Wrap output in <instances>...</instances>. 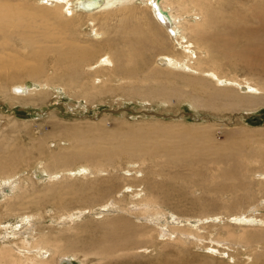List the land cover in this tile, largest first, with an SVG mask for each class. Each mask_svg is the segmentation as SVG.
I'll return each mask as SVG.
<instances>
[{"label":"rangeland","instance_id":"rangeland-1","mask_svg":"<svg viewBox=\"0 0 264 264\" xmlns=\"http://www.w3.org/2000/svg\"><path fill=\"white\" fill-rule=\"evenodd\" d=\"M38 1L24 0L31 5ZM202 1L209 12L206 31L212 33L205 41L209 43L211 39L214 45L220 40L222 49L220 52L210 48L216 58L215 66L212 61L206 62L202 69L207 72L206 69L214 67L223 76L254 84L257 96L247 93L250 96L247 103L237 98L243 90L238 89L236 95L232 88L220 91L205 84L210 81L205 72L183 75L177 69L159 68L155 58L184 55L183 49L179 45L173 48L167 32L158 28L150 10L139 3L119 5L117 11L111 10L108 15L103 11L91 17L76 16L71 32L68 31L69 38L82 49L94 47L95 53L82 67L75 68L74 77L71 69L63 72L64 82L58 83L55 79L47 82L52 80L54 72V62L49 55L44 58L40 74L23 75V67L34 63L33 48L13 49L26 65H0V156L7 160L18 186L0 201V243L6 240L2 236L7 228L14 229L27 221L33 237H28L29 241L44 234L68 245V252L72 253L68 264H161L162 260H167L163 264H168V260L170 264H264V250H261L264 249V179L259 173L264 172V157L250 164L249 168L254 169L250 175L224 180L227 184L240 182L239 188L221 192L209 183L213 172L217 174L219 162L206 163L215 156L210 151L205 152L213 144L234 148V143L248 159L259 156L260 147H264V92L257 88V85L264 87V0ZM186 2L189 6L186 14L183 9L173 8L183 24L181 41L190 42L189 49L203 56L207 43L197 49L186 31L188 22H194L195 18L189 14L193 11L200 14V10L191 0ZM88 20L92 21V28L104 32L99 40L85 37ZM137 20L156 29L155 35L144 41L147 46L141 50L146 65L140 63L139 58L133 61L137 63L135 67L114 58V66L111 63L97 66L101 57L112 54L125 43L119 40L121 28L125 24H136ZM10 38L22 47L17 36ZM248 38L253 42L248 43ZM225 45L230 48L227 50ZM224 50L226 56L222 54ZM8 54L11 56L13 51ZM11 72L21 74V78L15 79L19 83H35V102L11 100L12 96L16 97L13 95L16 92H11L12 86L18 83L13 82ZM70 79L78 84L76 89L65 88ZM82 86L84 90H80ZM1 89L6 90L8 97ZM138 146L148 154H134L127 149ZM75 147L78 153L83 150L85 157L76 159ZM60 152L59 162L53 163L52 156ZM79 169H91L94 174L84 176ZM43 170L60 172L63 176L55 182L38 181L35 173ZM69 170L75 174L69 176ZM3 176L0 173V178ZM146 196L154 198L157 205L145 204L142 198ZM251 207L256 211L247 216L261 220V224L254 222L253 225L263 230L245 231L262 236L259 243L252 241L251 246L259 249V257L248 261L251 247L237 244L230 248L219 246L215 254L207 251V246L217 245L215 241L224 242L229 234L239 235L242 228H238L239 223L233 221L232 216L248 214ZM105 208L111 210L102 216L96 214ZM73 213L74 221L68 222L67 218ZM146 215L149 221L167 225L177 224L179 221L173 218L179 217L186 224L184 230L194 233L192 230L197 229L205 241L188 244L176 236L169 238L155 232L151 229L156 225L148 223ZM213 216L220 219L209 220L214 219ZM198 220L201 223L197 224ZM142 232H146V236ZM128 239L139 240L135 245L139 248L130 250L131 254L124 250L119 252ZM6 241L18 243L20 235H11ZM94 251L107 252V256L102 258L92 254Z\"/></svg>","mask_w":264,"mask_h":264},{"label":"bare ground","instance_id":"bare-ground-1","mask_svg":"<svg viewBox=\"0 0 264 264\" xmlns=\"http://www.w3.org/2000/svg\"><path fill=\"white\" fill-rule=\"evenodd\" d=\"M38 2H39L38 4L31 5L28 2L25 3L24 0H0V65L1 66L8 65V64L9 66L11 64L13 66L14 65L19 66L20 64L21 65L24 64L25 66L26 61L23 58L21 59V57H17V53L14 50H25V49L33 48L32 52L34 54V63L32 66H30L29 64L26 68L23 67L24 68L23 75H26L28 77L29 76L36 77L38 74H40L43 70L44 58H46L49 55L52 57L53 62H54L53 64L54 66L52 65V69L54 70V72L51 76L52 80H47V82H51V81L54 82L55 80H58L57 81L58 83L60 82V80L64 82L62 80L63 72L71 69L72 70V72H70L71 76L74 77L75 68L78 66L82 67L83 64L88 59H90L92 56H94V53H95L94 47H91L90 49L88 47L82 49V47H80L81 46L80 44H78L77 42L69 38L68 31L71 32L70 30L71 24L75 22L76 16L86 14L88 17H91L92 15L98 14L103 11H106V15H108V13H111L110 12L111 10L117 11L119 5H125L127 3H135V4L139 3L141 6H145L150 10L155 23H157L158 25V28L167 32L169 36V40L172 41L173 43V48L174 47L177 48L179 45L183 49L182 51L184 55L183 54L182 55H177V54L162 55L160 56V58H157V59L155 58V63H157V66L159 68L171 69V70L177 69L179 71H182L181 73L183 75H187L185 73H189L190 75L191 74L198 75L199 73H201L202 75V73L205 72L204 75L206 77L208 76L210 81L209 83H207L208 82L207 78L205 79L204 76L203 78L200 75L202 79H205L207 81L205 83L204 82L205 80H203V82L210 86L212 85L214 89L216 87L220 89L221 91V90H229L230 88H232L230 90L234 93L235 92L238 93L237 91L238 89L243 90L241 93H238L240 96L235 93L237 95L238 100L243 103H247L250 100L249 98L250 96L248 94L251 93L252 95H254L253 97L257 96V93L255 92V87L253 86L254 84L249 85V82L246 84L245 82L239 81L237 78H232V77L228 78L226 76H223L214 67H211V69H206L210 72L208 71L206 72L204 69H202V65L206 62L210 63L212 61L211 63H213V65L215 66L216 58L210 52L212 47H214L213 48L214 51L215 49L216 51L222 50L220 48L221 45H220L219 39H218L219 42L217 44L214 42L215 40H213V42L215 43L214 45L216 46L212 45L213 43L212 44L210 43L211 39L209 43L205 41L206 37H211L210 35L212 33L210 34L209 31H206L205 24L208 23L209 12H208V6L204 4L202 0H191V3L195 4L196 8L200 10L198 11V13L200 14H195L196 13L195 11L191 12L190 14L188 13L189 16L193 14L195 18L192 19L194 22L187 21L188 24L186 25V31H188V33L190 34L189 38L193 39L192 42H194V44L195 43L197 44L198 46L197 49L202 48V44L207 43L206 47L203 46L204 50L206 51V54H204L203 56L197 55L196 53L192 52L193 50L191 51V49H189L190 44H191L190 42L189 44H184L182 43L183 41H181L182 39H184L183 35H180L181 32H183L181 30V27L183 26V24L181 23L179 19V15L173 12V8L177 7L179 10L183 9L184 14H186V12H188L189 10V6L186 0H99L96 3L92 2V0H40ZM204 5L207 6L206 9L204 8ZM124 7H129V6H124ZM127 9L132 10L130 9V7ZM198 18L200 19V21L198 20ZM188 19H191V18H188ZM139 21L138 23L133 24L131 26H128L127 24H125V26L121 28L120 33L122 35H120L119 40L120 42H125V43L119 49H116L114 52H112L113 55L107 53L105 56L101 57L96 63V64L99 63V65L97 66L110 65L109 63L113 64L112 66H114V61H113L114 58L117 61H119L120 58L122 60L127 61V64L125 63L127 66L134 64L133 61H137V58H139L140 63L145 61L141 55L142 48L147 46L144 41H148L149 38L154 36L156 29L155 28L153 29L149 25L145 26L144 24H141ZM87 22L89 26L85 30V37L88 39H92V40H99L104 35V32L103 31L98 32L97 29L92 28L94 27L92 25V21L90 22L88 20ZM12 35H15L18 37L22 47L18 46L16 44V41H11L10 36ZM247 42L249 43L253 41L248 38ZM224 44L225 43H223V45ZM224 47H226V45ZM9 48L10 50L13 51V54L11 56L8 54L10 51ZM228 48L230 47H226L227 50ZM226 51L222 53L223 56H226L225 55L227 53ZM135 64L137 66V63ZM135 64L133 65L134 67H135ZM144 64L146 65V63ZM126 65L125 67H127ZM134 69L135 68H133L132 70L134 71ZM126 72L127 71H125V73ZM80 74L82 75V71L80 72ZM10 77L14 79L13 80L14 83L18 82L17 84L12 86L11 92L13 93L16 92L13 94V95H16V97L12 96L11 100L17 101L19 103L35 102L36 99L33 97V95L36 94L37 92L35 83H30V82L29 83H19V81L15 79H19L22 77L20 73H12ZM92 79H93V82L96 80L94 79V77ZM243 85H245L247 89L244 88ZM65 86H66L65 88H68V89H76L78 84L70 79L69 81L66 82ZM257 88L259 89V91L264 92V87L257 85ZM102 89L98 90V93H100ZM80 90H84V87L83 86L80 87ZM2 91L4 92L5 97H8L6 90L3 89ZM84 93L87 94L88 92L85 91ZM222 95H226L229 97V95L227 94H222ZM236 104H239V103L237 102ZM104 146H106V144H104L102 147L104 148ZM232 146L234 148L228 147V145L226 144L223 147L220 146L219 144L217 145L213 144L210 150H205L206 153H209L210 151V153H212L215 156V157L212 156L210 161L208 160L209 162L206 161V163H208L209 165H213L214 163L216 164L219 162L218 164L220 167L216 172L217 174H214L213 172V175H212L213 179L209 183H211V185H214V187L218 191H221V192H228V191H231L232 189L239 188L241 185L240 182L237 184L235 183L227 184L224 180L230 179L232 176H234L235 178L236 177L242 178L244 176L250 175L249 172H251V170L253 169V168L252 169L249 168V167H252L250 164H253L255 161L262 160L261 157H264V147H260L259 152H258L260 155L248 158L249 159V162H248L247 161L248 159L242 156V153L239 150V147L235 145L234 143L232 144ZM127 149L129 151H132V153L134 154H137V153L138 154L140 153L148 154L147 150L139 146L136 149H130V148H127ZM74 152L75 154L73 156L76 159H79V158L81 159L85 157V155H83L84 154L83 150L81 151V153H78V150L75 147ZM104 152H107V151H104ZM60 154L61 152L59 154H54L52 156L53 163L59 162ZM226 155L228 157H226ZM244 159H246L247 164H244L246 162V161L244 162ZM9 169L10 168H9V165H7V160L0 156V173L1 175H5L0 178V182H1L0 183V201L6 197H9V195L13 193L14 190L18 186V179L12 178L14 175H12L13 172H10ZM68 172H69V176L71 175L73 176L75 174V171L73 170H69ZM81 172L83 173L84 176H86L88 173L92 175L94 174V171L91 169L89 171L80 170V173ZM100 172H103V170H100ZM255 172H258V171H254V173ZM259 173H261L260 176L263 177L264 179V172H259ZM35 174H37V176L39 177L38 181H48V182L58 181L59 179H61L60 177L63 176L60 172L47 173L45 170L39 171V173H35ZM253 177H254V174H253ZM142 199L143 201H145V204H147L148 206L152 204L157 205L156 200L152 197L148 198L146 196ZM147 205H143V206L147 207ZM109 210L111 209L105 208L104 210H100L98 212L96 211V214L101 215L105 211H109ZM143 210H145V208ZM247 211H249L248 214H246L245 212V213H239L238 215L232 216V220L235 221L236 223H239V225L237 226L238 228H242V232H240L239 235L229 234L230 237H227L228 240L225 239L224 242H219V240L215 241L214 243H216L217 245L215 244L216 245L215 247L207 246L206 247L207 251L215 254L217 253L216 251L218 250L217 248H219V246H225V248L226 247L230 248L231 246H233V244H237L240 247L245 246L246 248H249L253 244L252 241L259 243L261 241L262 236L261 237L255 236V234L252 231L247 232L245 230H249V229L250 230L251 229L263 230V228L256 227L257 226L256 224L253 225L254 222H257L259 224H261L262 222L261 220L260 221L259 220L256 221V219L252 220L251 219L252 217H250L252 215L247 216L249 214H253L256 211L255 207H251ZM170 214L172 215V213ZM77 215L80 216L79 214ZM77 215L76 217H78ZM73 218H74V213L69 215V217L67 218L68 222L71 221L72 223V221H74ZM146 218H147L148 223H153L156 225L152 227L151 230L161 233L163 235H166L169 238H173L174 236H176L177 239L179 238V240H182L183 242L188 243V244H191V243L203 244L205 241V239L202 238L201 234L198 233L197 229L192 230L194 231V233L184 230V228L186 227V224L184 222H181L179 220L180 219L179 217L178 219H176L177 217L173 218L174 221L176 220L175 222L179 221L175 225L174 224L167 225V223L166 224L157 223V220H156L157 218L155 219L156 222H152L151 220L149 221L150 217H148L147 215H146ZM216 219L219 220L220 217L216 216L214 217V219L209 218V220H213V221ZM198 221L199 222L197 224L201 223L200 220ZM71 223H69V225ZM27 224L28 222L26 221V222H23L22 224L20 223L19 225H17L18 227H15L14 229L12 228L6 229V234L2 236L4 239L7 240V238L10 237L11 235L17 234V235H20V242L9 244L8 241L3 240V243H0V264H68L69 263L68 258L72 255V253L69 254L68 249L70 248L68 247V245L67 246L63 245L59 239L57 238L53 239L50 236L44 235V234H42L37 239L35 238L29 241L28 237L33 238L32 233H31L32 228L31 226H28ZM142 225L143 224H141V226ZM23 226L25 228L20 231V228ZM145 227L147 228L148 226H145ZM199 228H201V226ZM127 229H129V227ZM148 232H151V231H148ZM145 234L146 232H142V235H145ZM141 237L139 238V240H141ZM257 237H260V239ZM169 238L167 239L165 238V239L168 240ZM1 239L2 238H0V240ZM139 240H136V239L126 240L125 243L127 247L124 245L125 244L124 243L123 244L124 246L120 247L122 249L120 250L119 248L120 250L119 252H122L124 250V252L126 251L130 253L131 252L130 250L138 249L139 247H136L135 245L140 242ZM169 241H171V239H169ZM251 249H252L251 253L249 254L251 257H247L248 261H251L252 259L259 257V249L252 248V247ZM110 250L108 252H110ZM261 250H264L263 247L261 248ZM114 251H115V248H113L111 252L113 253ZM85 253L86 252H83V255H86ZM218 253H220V251ZM92 254H95L102 258H105V256H107V252L103 253L101 251H94V253L92 252ZM212 258H208V259L213 260ZM166 261L167 260H162L161 264L165 263ZM168 264H170L169 260H168ZM172 264H177V262L176 263L172 262Z\"/></svg>","mask_w":264,"mask_h":264},{"label":"water","instance_id":"water-1","mask_svg":"<svg viewBox=\"0 0 264 264\" xmlns=\"http://www.w3.org/2000/svg\"><path fill=\"white\" fill-rule=\"evenodd\" d=\"M98 1H99V0H92V2H95V3L98 2Z\"/></svg>","mask_w":264,"mask_h":264}]
</instances>
